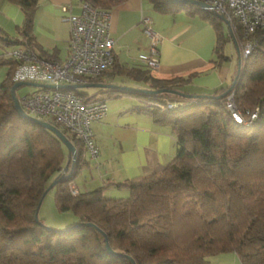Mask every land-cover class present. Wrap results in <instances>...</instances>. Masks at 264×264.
<instances>
[{"label":"trees","instance_id":"obj_1","mask_svg":"<svg viewBox=\"0 0 264 264\" xmlns=\"http://www.w3.org/2000/svg\"><path fill=\"white\" fill-rule=\"evenodd\" d=\"M6 1L21 9L23 21L16 26L15 38L0 28L1 47L24 46L38 57L56 60L34 41L38 0ZM83 1L109 11L125 0ZM147 1L160 13L182 8L208 20L216 33V62L227 60L224 48L233 38L212 9ZM254 36L257 46L240 61L239 80L229 90L248 124L230 115L228 87L201 98L109 88L137 96L142 101L137 110L168 123L177 145L174 157L151 173L115 183L128 188L125 197L103 196L110 183L71 194L69 183L88 162L82 154L86 149L66 128L54 124L76 147L72 162L54 133L17 113L10 90L20 61L1 54L0 66L7 69L0 81V264H205L221 252H235L242 264H264V32ZM120 70L151 78L154 89H175L183 81L152 78L147 66ZM102 76L89 82L101 83ZM54 179L57 209L78 217L77 224L63 230L47 227L35 215ZM106 242L115 255L107 252Z\"/></svg>","mask_w":264,"mask_h":264},{"label":"crops","instance_id":"obj_2","mask_svg":"<svg viewBox=\"0 0 264 264\" xmlns=\"http://www.w3.org/2000/svg\"><path fill=\"white\" fill-rule=\"evenodd\" d=\"M0 2L6 11L11 10L13 20L22 19L19 14L14 15L10 2ZM65 4L71 5L75 13L80 11L75 0H38L33 20L32 33L37 47L56 60H63L67 56L70 28L61 11V6ZM148 5L147 0H125L108 11L115 64L101 77V83L154 89L151 78L127 76L120 72L122 68L146 69L139 59V55L148 52L149 46V39L140 24V17L145 16L150 19L152 28L162 36L158 44L159 67L150 70V77L159 80L181 78L183 81L175 89L193 95L214 94L221 87H228V90L237 74L239 55L234 64L224 48V54L229 57L216 62L213 25L186 9L160 13L150 6L153 10L150 12ZM231 42L235 45L234 41ZM1 52L0 55L3 54ZM98 92L104 95L95 99H103L107 106L105 115L91 122L98 154L91 158L86 150L82 153L88 161L81 166L83 185L78 188L73 178L71 183L77 193L110 183L106 189L116 188L117 193L125 195L128 188L115 183H125L127 179L147 175L157 165L170 161L177 150L175 135L170 125L159 120L157 115L138 111L137 106L142 101L134 94H117L109 88H100ZM103 96L115 100L107 104ZM85 170L90 174V181L86 179ZM205 264L242 263L235 252H221L209 257Z\"/></svg>","mask_w":264,"mask_h":264},{"label":"built area","instance_id":"obj_3","mask_svg":"<svg viewBox=\"0 0 264 264\" xmlns=\"http://www.w3.org/2000/svg\"><path fill=\"white\" fill-rule=\"evenodd\" d=\"M80 11L75 13L69 4L61 6L63 19L69 23L67 56L63 60H48L24 46L13 47L4 54L17 61L13 70L12 82L36 83L37 89L22 96L17 95L19 104L28 114L49 123L66 128L85 147L91 158L98 154L93 139L91 122L105 115L107 106L103 99L85 100L77 94L79 87H58L59 85L89 84L90 80L102 76L114 62L113 39L110 36L108 11L97 9L83 0H75ZM204 3L217 15L228 22L236 48H239L240 61L257 46L254 33L264 32V0H192ZM140 24L149 39L148 52L139 55L149 69L159 67L158 44L162 36L151 26L148 17L141 16ZM238 27L241 34H238ZM169 106H172L170 104ZM226 107L232 118L246 123L236 109L233 90L226 96ZM256 116V111L250 118ZM70 187V186H69ZM72 195L77 194L70 187Z\"/></svg>","mask_w":264,"mask_h":264},{"label":"rangeland","instance_id":"obj_4","mask_svg":"<svg viewBox=\"0 0 264 264\" xmlns=\"http://www.w3.org/2000/svg\"><path fill=\"white\" fill-rule=\"evenodd\" d=\"M9 5H11V7H13L14 15L16 16L17 14H19L22 17V19H20L18 21L13 20L14 16H12L11 10H7L9 12L7 14L6 13L7 11H6L4 4L0 2V28L3 31L7 32L8 36L15 38V37L19 36L16 26H18L17 24L20 25V23H22L23 13L17 5L12 4V3H10ZM148 8H149L150 12L153 11L152 9H150L149 5H148ZM1 9L2 10L4 9V11H2ZM157 15H159V14H157ZM223 27H226L224 23H223ZM1 46L2 45L0 44V51H2L1 53H4L5 51H8L11 49L10 46H3V48H1ZM237 51H238V53H237ZM225 52L227 54L231 55L230 58H232V61L235 64L236 60H237V55L240 52L239 48H236V46L233 44V42L230 41V42L226 43ZM6 69H7L6 66H4V65L0 66V81L4 78V76L6 74ZM125 87H127V86H125ZM130 88H132V87H130ZM36 89H37V87H35L33 85L21 84L20 86L17 87L15 92L17 95L22 96L24 94L31 93V92L35 91ZM99 89L100 88L92 87V86H90V87H84L83 86V87L77 88L76 90L80 91V92L87 93L89 95L90 99L94 100L98 96L104 95V94H101L100 92H98ZM103 97L106 99L107 104H109L111 101L115 100L112 97L109 99H107V97H105V96H103ZM87 156L88 155L86 154V157ZM70 168L68 170H70ZM63 172H65L64 169H63L62 173ZM84 173L87 175L86 179H89V181H90V176H89L90 174L88 173V171L85 170ZM73 180L77 184L78 188H81V186L83 185V169H82V167L79 168L78 172L73 177ZM69 186L75 187L73 185V183H71V182L69 183ZM90 188H94V187H90ZM116 190H117L116 188H111V189L105 188V189H103L102 194L105 197H124V196H127L129 194V191H128L125 195H120L119 193H117ZM114 191H116V192H114ZM54 194H55V187L54 186L45 192L44 196L41 199V203L39 205V208H38V217L42 220V222L47 227L52 228V229H57V230H63V229H66L70 226L77 224L78 223V217L73 212H71V211H60L57 209L55 202H54Z\"/></svg>","mask_w":264,"mask_h":264},{"label":"water","instance_id":"obj_5","mask_svg":"<svg viewBox=\"0 0 264 264\" xmlns=\"http://www.w3.org/2000/svg\"><path fill=\"white\" fill-rule=\"evenodd\" d=\"M172 1H175V2H182V3H187V4H190V5H193V6H196V7H200V8H208L204 3H201V2H197V1H192V0H172ZM218 18H220L227 26H228V22L227 20L222 16V15H218ZM238 52V51H237ZM239 55V54H238ZM239 70H240V58L238 60V69H237V74L236 76L234 77V80L231 84V86L229 87L228 91L232 88V86L234 85L235 82H237L239 80ZM21 84H27V85H33V86H39L37 85L36 83H31V82H24V83H21V82H16L12 85L11 87V90H10V93H11V96L13 98V101H14V106H15V109L17 111V113L19 115H21L22 117H25L27 119H31L33 121H35L37 124H39L40 126L50 130L52 133H54L59 139L60 141L65 145L68 153L71 155L72 157V162H75L76 160V157L78 155L77 153V150H76V147L73 145V143L61 132L60 129H58L56 126H54L53 124L47 122V121H44L42 119H39L35 116H32L30 114H28L27 112L24 111V109L21 107V105L19 104V101L17 99V96L15 94V91L17 89L18 86H20ZM99 87V88H114V87H119V86H115V85H111V84H102V83H89V84H86L84 85V87ZM58 87H71V88H75V87H81L80 85H59ZM120 88H123V89H130L129 87H120ZM132 89V88H131ZM137 90H142L144 92H149L151 94H157V93H160V92H171V93H174V94H177V95H180V96H183V97H193V98H201V97H208L210 95H198V94H188V93H184V92H181V91H178V90H175V89H137ZM64 170H66V167L64 168ZM56 183V179H54L45 189L42 197L44 196L45 192L50 189L51 187H53ZM42 199V198H41ZM41 203V200L37 206V209H36V212H35V215L37 217L38 215V208H39V205ZM106 249H107V252L110 254V255H115V253L113 252V250L110 248V246L108 245V243L106 242Z\"/></svg>","mask_w":264,"mask_h":264}]
</instances>
